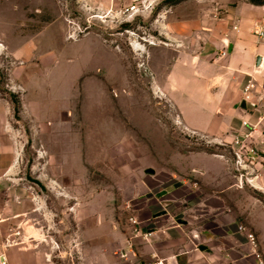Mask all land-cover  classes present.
Listing matches in <instances>:
<instances>
[{
  "label": "rangeland",
  "instance_id": "obj_1",
  "mask_svg": "<svg viewBox=\"0 0 264 264\" xmlns=\"http://www.w3.org/2000/svg\"><path fill=\"white\" fill-rule=\"evenodd\" d=\"M228 8L0 0V236L14 264H144L153 221L194 216L191 196L196 209L216 192L260 248L248 212L264 199V147L201 129L206 115L182 110L167 81ZM192 28L201 40L175 38Z\"/></svg>",
  "mask_w": 264,
  "mask_h": 264
},
{
  "label": "crops",
  "instance_id": "obj_2",
  "mask_svg": "<svg viewBox=\"0 0 264 264\" xmlns=\"http://www.w3.org/2000/svg\"><path fill=\"white\" fill-rule=\"evenodd\" d=\"M217 1L227 3L228 10L213 25L209 23L211 27L203 29V33H197L206 36L207 44L200 51L179 53L171 60L167 73L169 92L182 110L187 105L203 111L206 118L201 129L219 130L232 142L237 136L245 141L253 138L258 147H264V37L254 32L256 26L264 28V4L251 0ZM200 13L203 16L204 12ZM229 20L234 25H229ZM191 30L178 31L175 38L192 35L195 43L200 38ZM223 50L227 52L223 54ZM205 160L210 162L211 158ZM204 174L211 183L219 182L220 173L215 168ZM255 199L256 204L259 200L263 204L259 202L250 209L248 221L258 234L264 257V199ZM190 200L197 206L194 196ZM201 200V206L193 207L189 213L194 216L175 220L165 213L160 224L153 221L148 238H142L143 262L157 255L170 264H259L246 232L238 228V217L226 208L224 195L210 193ZM1 251H7L14 264L3 236Z\"/></svg>",
  "mask_w": 264,
  "mask_h": 264
},
{
  "label": "built area",
  "instance_id": "obj_3",
  "mask_svg": "<svg viewBox=\"0 0 264 264\" xmlns=\"http://www.w3.org/2000/svg\"><path fill=\"white\" fill-rule=\"evenodd\" d=\"M136 5L130 6L128 9H133L135 8ZM254 32L257 33L260 37H264V28L260 26H256L254 29ZM227 50H223L222 53H226ZM254 85V84H252ZM249 86H247L248 88ZM250 132L246 133V136H249ZM236 142H245L244 139H241L240 137H236L235 139ZM134 222H138L137 219H133ZM239 230L244 231L246 230V226L243 224H239L238 226ZM147 234V233H146ZM247 238L248 242L251 247V251L256 255L258 258L259 264H264V257L259 249V244L257 237L254 233V231L247 230ZM132 250V249H130ZM128 249L127 248H121L120 250L117 251V253L121 254L123 257H127L128 255ZM0 264H11L10 257L7 251H1L0 252ZM144 264H170L165 258L159 257L157 255L153 256L151 259L146 260Z\"/></svg>",
  "mask_w": 264,
  "mask_h": 264
},
{
  "label": "trees",
  "instance_id": "obj_4",
  "mask_svg": "<svg viewBox=\"0 0 264 264\" xmlns=\"http://www.w3.org/2000/svg\"><path fill=\"white\" fill-rule=\"evenodd\" d=\"M252 2H255V3H258V4H264V0H261V1H256V0H251Z\"/></svg>",
  "mask_w": 264,
  "mask_h": 264
},
{
  "label": "water",
  "instance_id": "obj_5",
  "mask_svg": "<svg viewBox=\"0 0 264 264\" xmlns=\"http://www.w3.org/2000/svg\"><path fill=\"white\" fill-rule=\"evenodd\" d=\"M258 60H259V63H260V62H261V60H262V56H259V59H258Z\"/></svg>",
  "mask_w": 264,
  "mask_h": 264
}]
</instances>
